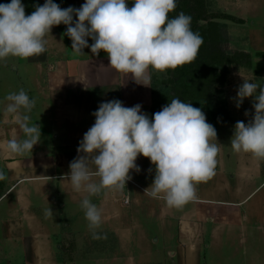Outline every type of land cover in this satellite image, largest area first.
I'll return each mask as SVG.
<instances>
[{"label":"rangeland","instance_id":"rangeland-1","mask_svg":"<svg viewBox=\"0 0 264 264\" xmlns=\"http://www.w3.org/2000/svg\"><path fill=\"white\" fill-rule=\"evenodd\" d=\"M180 1L184 8L191 11L184 13L193 16L195 20L194 32H198L203 38L199 48L205 50L210 57L212 71L211 77L206 82L198 80L199 82L193 85H185L186 89L177 85L173 72L169 69L159 71L149 67L150 85L145 86L136 83L130 74L117 72L108 66L107 54L103 50L94 56L86 47L83 49V54H74L71 50L70 38L62 35L66 29L64 24L53 26L51 33L47 34L46 51L39 57L43 60V67L27 61L34 60L35 56L27 59L8 56L0 60V128L9 127L8 130L14 131L13 136L17 138L22 136L14 115L3 111L7 103L4 100L7 93L23 89L36 101L29 113L30 123H36L40 127L41 139L34 145L32 152L17 154L18 157H29L46 152L52 154L59 148L67 151L66 145L71 144L67 132L75 131L83 136V133L94 123L93 117L91 120L70 123L56 116L50 99V92L54 90H51V87L55 85L58 91L52 98L69 96L61 84L48 83V76L49 73L65 74L55 63L56 60L62 59L67 61L70 71L75 69L73 74L77 78L80 76L84 78L83 85L79 82H70V84L68 82V86H73V103H76L77 109L83 108L85 102L89 104L84 106L85 110L95 111L100 102L118 99L116 94L118 89L123 91L124 97H121L126 101L127 107L139 103L142 111L149 117L174 97L184 102H191L194 107L201 108L206 121L215 127L217 140L213 138L212 142L220 145L217 156L224 161L223 166L227 170L235 166L236 153L229 145L234 124L238 120L247 123L254 112L251 97L245 98L239 108L235 106L236 90L243 82V78L260 85L261 78L264 77V59L261 56L264 53V0ZM54 2L62 8L69 5L78 8L84 0H54ZM22 3L25 5L27 15L34 10L35 4L42 5L44 0H22ZM128 6H132V0H128ZM73 19L76 17L74 16ZM87 39L91 44V38ZM48 59L50 60L47 61ZM82 59L86 61L77 65ZM52 65L54 67H51ZM101 82H105L103 85H107V90L100 91V88L93 87ZM112 85L114 87L109 88ZM81 86L87 88L88 91L83 90L86 91L85 94L81 91ZM246 110L248 116H245ZM0 137H2L1 132ZM228 152L232 153L230 160L225 157ZM136 164L140 171L130 170L131 179L126 181L122 189H105L98 195L90 197L93 203L102 208V222L99 228L95 229L100 238L95 239L80 207V201L86 193L75 192L71 186L68 188V194L64 193L66 191L62 189L61 183L66 184L67 180L47 181V189L38 182L19 185L0 201V264H38V260L32 257V244L26 239L21 242L20 237L9 235L11 228H8V222L14 219L16 221V218L19 219L21 216V213L16 211L15 200L19 190L28 192V199L35 206L33 209L37 211L39 210L37 205L42 206L44 213L36 215H45V209H52L50 215L44 216L41 225L50 236L48 244L43 242L41 245L43 253L47 247H49L47 253H50V256L45 258L44 264H173L165 248L173 247L177 243L178 230L175 229L177 217L192 210L194 199H212V177L195 185L194 199L180 207H169L163 199L151 198L143 194L154 176V165L150 163L149 158L139 155ZM150 168L153 171L150 172ZM0 173L4 175V179L0 180L1 195L11 185L7 178L1 149ZM41 187L45 193L37 191ZM52 201H56L57 205L54 206ZM163 207L170 209L171 219L163 220L161 214ZM151 210H154V213ZM155 211L157 216H154ZM203 227L204 238L207 241L206 249L203 250L202 264H228L226 250L222 255L214 252L215 244L218 242V239L214 238L218 235L212 231L214 225L207 223ZM22 229L27 233L39 228L34 226L27 228L25 224ZM15 230V235H19V228ZM25 246L28 247L25 249ZM207 246L210 248L207 249Z\"/></svg>","mask_w":264,"mask_h":264},{"label":"clouds","instance_id":"clouds-1","mask_svg":"<svg viewBox=\"0 0 264 264\" xmlns=\"http://www.w3.org/2000/svg\"><path fill=\"white\" fill-rule=\"evenodd\" d=\"M175 7L176 0H132L131 7L128 0H84L78 8H62L54 0H44L26 15L22 0H9L0 3V60L44 53L47 34L53 26L64 24L62 35L70 38L74 54H83L86 47L94 56L103 50L108 66L149 86V67L163 71L189 63L203 43L199 33L191 29L190 15L179 12L169 17ZM248 97L254 112L247 123L235 122L229 145L236 153L264 159V84L243 78L236 90L235 106L239 108ZM4 100L3 111L14 115L22 133L7 140V150L20 155L32 152L41 139L40 127L30 123L35 99L20 89L7 93ZM92 115L94 123L83 133L78 155L61 178L66 177L75 192L86 193L80 207L94 239L100 238L95 229L101 225L102 208L90 197L105 189H122L131 179L130 170L140 171L136 164L139 155L154 165L152 182L143 194L163 199L169 207L194 199L195 185L215 174L220 151V145L212 142L217 140L216 129L191 102L174 97L149 117L139 103L127 107L112 99L100 102ZM51 212L45 209L46 216Z\"/></svg>","mask_w":264,"mask_h":264},{"label":"crops","instance_id":"crops-1","mask_svg":"<svg viewBox=\"0 0 264 264\" xmlns=\"http://www.w3.org/2000/svg\"><path fill=\"white\" fill-rule=\"evenodd\" d=\"M40 56L41 54L35 56L34 60L28 59L27 61L38 65V67H43V60L39 59ZM85 61V59H82L77 65ZM55 63L58 65L57 68L61 69L62 72L64 71L65 74L49 73L48 83L61 84V87L65 88V92L69 96L52 98L58 91H56L55 85L51 87V90H54L52 93L50 92V99L58 119L75 123V121L82 122L87 121V119L91 120L92 117L95 118L92 115L93 110H85L84 108L89 104L84 102L83 108L77 109L75 107L76 103H73L74 98L72 95L74 89L72 85L68 86V82L69 84L70 82H79L83 85L84 78L82 79L81 76L77 78L73 74L75 69L70 71L67 61L60 59L56 60ZM260 83H264V77L261 78ZM103 84L105 82L96 83L93 87L100 88V91L107 90V85ZM113 87L112 85L109 88ZM83 90L88 91L87 88L81 86V91L84 92ZM116 94L118 99L121 98L124 106H126L123 91L118 89ZM8 129L9 127H5L0 131L2 134L0 149L5 160L7 178L11 185L0 195V201L23 183L38 182L42 183V186L47 189V181L67 180L68 182L66 177H61L69 171V162L78 155L76 149L82 138L80 133L66 130L69 131L67 136L72 144L66 145L68 146L67 151L59 148L52 154L46 152L29 157H18L17 154L7 150L6 142L14 134L13 130ZM231 154L228 152L225 155L226 159L230 160ZM234 157L237 159V164L228 170L223 166L224 161L220 159V156L216 157L215 174L212 176V199H194L193 206H191L192 210H188L177 217V227L175 228L178 230L177 243L173 247L165 248L173 264H202L203 250L206 249L205 242L207 241L204 238L203 226L207 223L214 225L212 231L218 235V237H214L218 239L214 252L222 255L226 250L228 264H264V159H257L250 153L243 152L234 154ZM67 182L66 184L61 183L62 189L66 191L63 192L66 194H68V188L71 186ZM42 188L37 189V191L45 193ZM28 196V192L24 190H19L16 195V211L20 212L21 216L18 214L19 219L16 218V221L14 219L8 222L7 226L11 228L9 235L20 237L21 242L25 239L28 240V243L32 244V257L38 260V264H44L45 258H48L50 253H47L49 247L43 253L41 245L43 242L48 244L50 236L46 234L43 226H41L45 215H36L41 212L44 213V209L40 204L37 205L39 210L33 209L35 206L31 204ZM51 203L54 206L57 205L56 201ZM63 205L61 204V206ZM151 211L154 213V210ZM161 212L164 221L172 218L169 208L163 207ZM157 215L155 211L154 216ZM25 224L27 228L34 226L39 229L25 233L22 229ZM17 228L20 230L19 235H15V229ZM27 247L25 246V249ZM209 248L210 246H207V249Z\"/></svg>","mask_w":264,"mask_h":264},{"label":"trees","instance_id":"trees-1","mask_svg":"<svg viewBox=\"0 0 264 264\" xmlns=\"http://www.w3.org/2000/svg\"><path fill=\"white\" fill-rule=\"evenodd\" d=\"M1 1L8 2L9 0H0V2ZM185 11L187 12L190 10L188 8H184L180 0H176V7L169 13V17H174L179 12ZM191 18V29L195 31L196 28H194L195 25L193 24L195 20H193V16H191ZM261 56L264 59V53L261 54ZM169 70L173 72L177 85L182 86L184 89H186L185 85H193L198 80H203V82H206L212 75L210 68V57L206 54L205 50H201L200 48L198 49L197 55L193 61L179 65L175 69L169 68Z\"/></svg>","mask_w":264,"mask_h":264}]
</instances>
